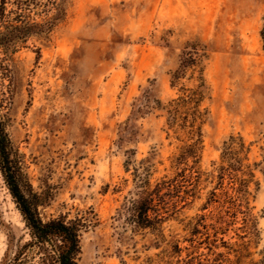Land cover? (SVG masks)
Here are the masks:
<instances>
[{
    "label": "rangeland",
    "instance_id": "obj_1",
    "mask_svg": "<svg viewBox=\"0 0 264 264\" xmlns=\"http://www.w3.org/2000/svg\"><path fill=\"white\" fill-rule=\"evenodd\" d=\"M56 1L63 17L46 37L0 49V116L41 218L94 212L79 264L258 260L264 0ZM183 53L193 66L175 78ZM144 168L152 186H177L155 231L126 211ZM28 239L0 174V264Z\"/></svg>",
    "mask_w": 264,
    "mask_h": 264
},
{
    "label": "trees",
    "instance_id": "obj_2",
    "mask_svg": "<svg viewBox=\"0 0 264 264\" xmlns=\"http://www.w3.org/2000/svg\"><path fill=\"white\" fill-rule=\"evenodd\" d=\"M8 6L12 8L7 10ZM59 9L56 0H0V49L14 51L31 37H46L63 17ZM37 11L39 16L40 14L44 16L40 22L30 17ZM52 11L54 13H51ZM188 54L183 53L181 70L176 72L175 78H179L187 68L193 66L194 59ZM192 97L193 94L187 99L193 104ZM176 113L177 108H172L170 114L174 120ZM189 124L193 129V116ZM229 149L230 147L227 148ZM192 154L193 143L188 145L177 159L182 161ZM148 172V169L144 168L143 175H140L138 170L134 169L133 177L138 191L136 198L128 201L126 205V211L130 215L128 220L138 231L157 229L161 222L159 206L164 204V198L169 194L163 191L177 189L171 181H160L152 186ZM0 174L22 217L29 237L26 242L17 244L13 257L5 258L2 264H79L81 235L97 225L94 212L89 209L79 211L71 218L69 214H64L46 221L41 218L36 196L22 191L20 169L12 156L1 116ZM237 190L240 191L239 188ZM249 256L247 253L240 258ZM249 264H264V248L259 252V259L251 260Z\"/></svg>",
    "mask_w": 264,
    "mask_h": 264
}]
</instances>
